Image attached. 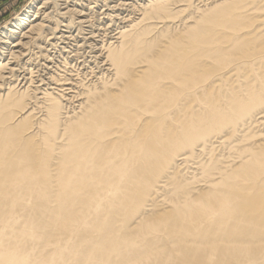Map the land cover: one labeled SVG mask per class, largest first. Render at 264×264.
I'll use <instances>...</instances> for the list:
<instances>
[{
    "label": "bare ground",
    "instance_id": "1",
    "mask_svg": "<svg viewBox=\"0 0 264 264\" xmlns=\"http://www.w3.org/2000/svg\"><path fill=\"white\" fill-rule=\"evenodd\" d=\"M63 1L0 33V264H264V0Z\"/></svg>",
    "mask_w": 264,
    "mask_h": 264
},
{
    "label": "rangeland",
    "instance_id": "2",
    "mask_svg": "<svg viewBox=\"0 0 264 264\" xmlns=\"http://www.w3.org/2000/svg\"><path fill=\"white\" fill-rule=\"evenodd\" d=\"M42 0H0V33H2V30L9 28L15 20H17L20 16H22L25 11L29 7H33V11L36 10L38 5L41 4ZM87 2V0H85ZM59 4L62 5L61 7H64L65 1L59 0ZM91 5L94 6V3H91ZM103 5L99 4L95 8V13L93 16V19L95 20V26H104L107 25V23L103 22L100 24V22L104 21L102 18V10H103ZM76 28L74 29L73 33H76ZM69 35V34H66ZM89 50V49H88ZM88 52V51H87ZM88 54V53H87ZM81 61V60H80ZM41 62V61H40ZM38 66H34V71H38ZM24 68V69H23ZM22 70L28 72V68L26 69L25 66L22 67ZM42 71L40 72L41 74H45V69H41ZM25 73L23 72L21 75H19L16 79L17 82L21 86V82H23V75ZM38 73L36 72L35 75ZM28 76V75H27Z\"/></svg>",
    "mask_w": 264,
    "mask_h": 264
}]
</instances>
